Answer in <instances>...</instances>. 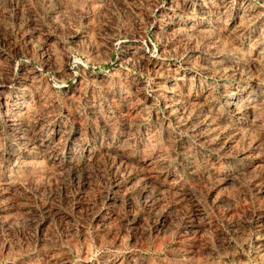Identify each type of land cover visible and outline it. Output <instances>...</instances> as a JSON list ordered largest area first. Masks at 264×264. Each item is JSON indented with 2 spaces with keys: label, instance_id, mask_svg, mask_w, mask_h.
<instances>
[{
  "label": "rangeland",
  "instance_id": "1",
  "mask_svg": "<svg viewBox=\"0 0 264 264\" xmlns=\"http://www.w3.org/2000/svg\"><path fill=\"white\" fill-rule=\"evenodd\" d=\"M0 264H264V0H0Z\"/></svg>",
  "mask_w": 264,
  "mask_h": 264
}]
</instances>
